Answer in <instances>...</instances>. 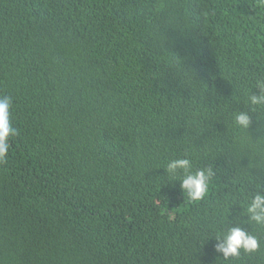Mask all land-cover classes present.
Masks as SVG:
<instances>
[{"label":"trees","instance_id":"obj_1","mask_svg":"<svg viewBox=\"0 0 264 264\" xmlns=\"http://www.w3.org/2000/svg\"><path fill=\"white\" fill-rule=\"evenodd\" d=\"M264 0H0V264H264ZM251 92L258 95V89ZM247 111L242 131L233 115ZM215 171L191 202L169 160ZM243 226L255 253L223 259Z\"/></svg>","mask_w":264,"mask_h":264},{"label":"clouds","instance_id":"obj_2","mask_svg":"<svg viewBox=\"0 0 264 264\" xmlns=\"http://www.w3.org/2000/svg\"><path fill=\"white\" fill-rule=\"evenodd\" d=\"M258 89L259 94H253L251 89ZM11 98L0 97V163L6 161L10 137L17 134L11 123ZM245 105L252 111L264 110V77L255 79L252 87L245 95ZM236 128L245 131L251 124L247 111L233 115ZM168 180L180 182V188L191 202L203 201L209 194L210 186L215 176L211 166L195 168L191 158L185 157L169 160L165 166ZM256 191L249 192L246 197V208L241 215L248 217V224L264 226V192L261 185H255ZM261 241L251 231L243 226H230L226 231L216 236L215 252L222 254L223 259L238 257L242 252L255 253L260 249Z\"/></svg>","mask_w":264,"mask_h":264}]
</instances>
